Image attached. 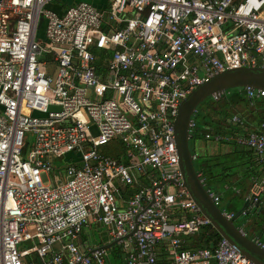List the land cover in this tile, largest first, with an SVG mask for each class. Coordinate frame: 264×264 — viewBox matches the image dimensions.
Returning <instances> with one entry per match:
<instances>
[{
	"label": "built area",
	"instance_id": "2783aa9c",
	"mask_svg": "<svg viewBox=\"0 0 264 264\" xmlns=\"http://www.w3.org/2000/svg\"><path fill=\"white\" fill-rule=\"evenodd\" d=\"M106 5L0 0V264H111L106 243L78 242L98 221L123 264H256L222 237L184 240L215 229L182 184L174 120L214 73L264 67V0ZM243 90L250 102L264 96ZM204 137L264 160V122ZM262 192L264 176L247 208Z\"/></svg>",
	"mask_w": 264,
	"mask_h": 264
},
{
	"label": "water",
	"instance_id": "95a60500",
	"mask_svg": "<svg viewBox=\"0 0 264 264\" xmlns=\"http://www.w3.org/2000/svg\"><path fill=\"white\" fill-rule=\"evenodd\" d=\"M236 87H250L252 89L264 90V67L244 65L216 72L193 88L181 101L174 120L178 164L183 186L187 189L200 212L209 219L218 234L256 264H264V248L253 238L248 237L235 224V219H228L213 201L209 194V190L212 189L204 185L200 174L195 168L196 154L193 153L189 144L192 138L190 123L198 104L214 93H223L228 89ZM251 196L259 198V195L252 194ZM115 243L116 241H112L102 247L109 248Z\"/></svg>",
	"mask_w": 264,
	"mask_h": 264
},
{
	"label": "trees",
	"instance_id": "16d2710c",
	"mask_svg": "<svg viewBox=\"0 0 264 264\" xmlns=\"http://www.w3.org/2000/svg\"><path fill=\"white\" fill-rule=\"evenodd\" d=\"M260 109L257 108V118L259 120L258 125L264 122V96H260ZM250 105H254L251 101ZM228 116V115H226ZM232 116H230L231 118ZM215 122V120L212 119ZM242 121V120H241ZM215 127H209L202 130L200 126L195 124L192 128V138L205 140L208 142H213L212 139H205L204 135L206 132H218V133H245L243 121L242 123L225 122L224 124H215ZM257 125V126H258ZM255 130V129H253ZM248 131V130H247ZM252 131V130H251ZM220 145H225L227 147L226 151H220L216 153L209 154L204 152L196 156L195 168L200 174L201 179L206 187L218 192L222 197L223 192H229L231 194L230 187L239 189L238 194L241 199L244 200L245 205H241L240 208L235 210H229V212H234L235 218L244 219L245 217H256L259 218L261 225L257 228L259 232L263 228L264 222V192L259 195L258 201L254 203L253 206L248 207V202L245 201L246 197L251 193L253 182L255 180H262L264 176V160L258 161L256 155L252 149L245 145L238 144L234 141H220ZM195 152L194 150H192ZM228 186L229 188H225ZM136 188V187H135ZM246 210V211H245ZM245 211V213H243ZM257 222L259 220H255ZM259 223V224H260ZM256 225V224H255ZM262 226V227H261ZM208 229L199 235V241L195 243L198 246L211 247L217 240L221 238L217 231ZM194 243V242H193Z\"/></svg>",
	"mask_w": 264,
	"mask_h": 264
},
{
	"label": "rangeland",
	"instance_id": "374dc122",
	"mask_svg": "<svg viewBox=\"0 0 264 264\" xmlns=\"http://www.w3.org/2000/svg\"><path fill=\"white\" fill-rule=\"evenodd\" d=\"M77 1H81V0H77ZM87 1L92 2L96 6L97 5L101 6L102 2H106L107 3L106 9H109L113 3V0H87ZM42 26H43V23H42ZM41 27H40L39 32H41ZM241 91H243L242 87L231 88L223 92L219 99L214 100L211 96L204 99L201 103L198 104L196 110L194 111L192 115V119L194 120L195 124L200 126L202 130L207 129L209 127H215L216 126L215 122L212 121V119L215 120L216 115L218 116L231 115V110H234L238 104L249 106L251 103L250 100L248 99L246 95L244 97ZM259 101L260 99H255V98L252 100V103L254 104L255 108L260 107ZM252 106L253 105H250V107ZM201 141L202 140L200 139L191 138L189 141L190 148L192 150L197 149ZM197 150H200V148H198ZM107 153L112 154V155L117 154V152L112 153L110 151ZM49 178L56 179L60 181V183L64 182V177H62L61 173L51 172L49 175ZM228 193L224 191L222 194L223 195L222 199L218 203V206L221 210H224V211H229L231 209L235 210L236 208H240L242 204L244 205V200L241 199L239 195L230 196ZM249 218H251V216L245 217L244 219L236 218L234 222L238 227L242 228V230L246 233L248 237L253 238L254 236L252 233L254 231L256 232L257 236H259L261 239H264V224L262 225L263 228L261 229L260 232L258 231L260 229L257 228V225L258 226L261 225L260 220L262 219H260L257 222H253L254 219L253 221H251L249 220ZM248 221H251L250 223L252 224L250 225ZM80 236H81V242H86V244L90 246L103 245L105 244L104 242L109 241L110 239L108 235L107 226H105L102 222H99V221L90 222L89 226H85L83 228L82 232L80 233ZM184 240L186 242L193 241L194 243H197L199 238L193 237L189 239L187 237V238H184ZM119 248H120L119 244H114L113 246L108 248V257H109L111 264H121L122 256H121V253L119 252Z\"/></svg>",
	"mask_w": 264,
	"mask_h": 264
},
{
	"label": "crops",
	"instance_id": "0c3cea01",
	"mask_svg": "<svg viewBox=\"0 0 264 264\" xmlns=\"http://www.w3.org/2000/svg\"><path fill=\"white\" fill-rule=\"evenodd\" d=\"M241 93L243 94V96L245 97V93H244V90L243 91H241ZM259 98V97H258ZM258 109L257 108H255L254 107V105L252 106V107H250V105L249 106H244V105H237L236 107H235V109L234 110H231V115H228V116H218V115H216V119H215V124H218V123H220V124H224L225 122H231L230 121V116H232V115H238L239 117H240V119L243 121V125L245 124V126H244V130H245V133L246 132H249V131H251V130H253V129H257L258 127H259V125H258V122H259V120H258V118H257V111ZM262 123V122H261ZM258 125V126H257ZM248 130V131H247ZM207 140H209V139H207ZM198 148H200V150H197ZM197 149H195L194 151L195 152H193L194 154H196V156L197 155H200V154H202V153H204V152H207V153H209V154H212V153H216V152H220V151H226L227 150V147L225 146V145H220V144H218V142H215V141H213V142H208V141H205V140H202L201 142H200V145H199V147H198ZM233 186L234 185H232L231 187H230V189L229 190H231L230 192H231V194H230V196H232V195H234V194H238L239 192H235L234 190H233ZM225 188L227 189V188H229L228 186H225ZM262 194V193H261ZM221 199H222V197H221ZM245 201H246V199H245ZM241 207H243V206H241ZM260 217V216H259ZM259 217L258 216H256V218H255V220H259ZM253 218L254 217H251V218H249V220H251V221H253ZM264 220V219H263ZM251 221H248V223L251 225L252 223H250ZM254 222V221H253ZM242 229V228H241ZM253 236L254 237H256V238H259V240H261V241H264V239H261L259 236H257V234H256V232H254L253 231ZM185 238H187V237H185ZM197 238H199V237H197ZM199 241V240H198ZM78 242L82 245V246H84L85 244H86V242H81V236H80V239L78 240ZM107 242L108 241H106V242H104V243H106L107 244ZM188 244H189V242H188ZM87 245V244H86ZM113 246V245H112ZM121 264H123L122 263V261H121Z\"/></svg>",
	"mask_w": 264,
	"mask_h": 264
}]
</instances>
